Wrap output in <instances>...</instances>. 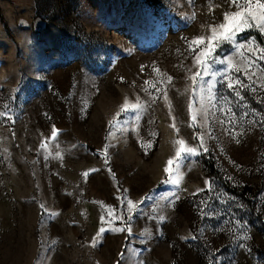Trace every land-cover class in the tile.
I'll list each match as a JSON object with an SVG mask.
<instances>
[{"label":"rangeland","instance_id":"rangeland-1","mask_svg":"<svg viewBox=\"0 0 264 264\" xmlns=\"http://www.w3.org/2000/svg\"><path fill=\"white\" fill-rule=\"evenodd\" d=\"M226 11H235L227 0H0V105L14 120L0 123V264H264V126L245 119L236 143L213 125L218 139L185 161L179 187L164 182L173 141L199 143L188 127V41ZM216 54L241 59L226 43ZM146 81L167 90L171 115ZM244 95L237 113H264ZM125 98L148 103L112 129ZM205 180L213 191L194 196ZM128 200L139 208L131 220ZM109 208L131 235L112 230L124 222L107 223ZM234 219L249 239L232 234Z\"/></svg>","mask_w":264,"mask_h":264},{"label":"snow or ice","instance_id":"snow-or-ice-1","mask_svg":"<svg viewBox=\"0 0 264 264\" xmlns=\"http://www.w3.org/2000/svg\"><path fill=\"white\" fill-rule=\"evenodd\" d=\"M194 0H189L193 3ZM230 8H235V11H226L223 14V22L216 25H209L210 34L208 36H197L188 41V51L192 54L193 67L196 68L195 72L191 69L188 71L191 75L188 79L191 81L189 88L185 89V93H190L188 96L187 111L190 116L189 128L197 129L199 132H194L193 139L199 141L196 146H190L184 139H175L173 145L175 148L174 155L169 158L164 167L166 174L165 183H171L179 187L183 178V169L186 167L185 161L191 163L188 159L191 156H196L201 153L209 152L207 147V140H216L218 137L215 134L213 125H219L224 135L229 136L231 139L239 143L238 136L243 135V128L240 127L242 121L247 119L249 125L257 123L264 126V113L258 112L256 109L249 111H242L237 113L233 109V103L237 106L247 108L248 105L242 104L246 97L244 93H249L254 96L258 103H264L258 92L264 93V47L259 46L255 38L252 37L246 42H238V35L249 29H255L261 35H264V0H227ZM193 19L195 14H193ZM230 45L235 53L241 58L236 61L232 56L221 59L216 53L217 49L223 44ZM248 53V55H245ZM222 65L220 69H216L214 65ZM153 71L159 73L158 69ZM172 77L167 78V83H170ZM145 84H150L151 87L156 88V92L163 91L162 99L168 106L169 115L172 113V104L168 99L166 89L157 88L155 84L146 81ZM222 86L229 95H224L217 91V86ZM147 91V88L144 89ZM151 103H155L156 96L149 93ZM230 97H234L233 101ZM148 101H141L137 98L135 103H130L125 98L124 103L120 106L119 111L115 114L112 120L109 121V127L115 129L120 124L119 117L127 115L128 113H136V119L139 120V112L143 111ZM11 108L9 104L4 103L0 105V123H14L11 115ZM217 112L220 116H217ZM173 122L170 127L179 133L175 123V117L172 118ZM239 129V130H238ZM121 130H123L121 128ZM112 133L110 132V135ZM58 132L53 128L52 134L47 138V141L55 140ZM207 138V139H206ZM47 141H42L40 144L41 149H47ZM223 149H221L222 151ZM57 152V157H59ZM45 159L48 156L45 155ZM87 176L88 173H83ZM231 179V177H229ZM213 191L212 182L205 180V187L197 189L193 195H198L201 192L211 193ZM145 199H150L146 197ZM166 199V198H165ZM176 199H179L176 196ZM141 201L140 203H142ZM171 203V202H169ZM206 201H200L201 205L206 206ZM41 208L45 206L40 205ZM128 219L131 220L135 211H139L137 205L131 201H127ZM155 211L156 209H152ZM203 213V208L201 209ZM205 215L212 216L215 213H204ZM108 220L107 223L111 224L115 220L124 222V217L114 215L113 210H107ZM161 221L165 219L163 215L158 217ZM104 219V217H102ZM235 230L232 234L235 236L236 231L240 232V239L246 240L250 237L243 231L246 222L240 220H233ZM112 230L117 232H127L132 234V226L130 223L124 222L123 227H116ZM105 231L104 228L99 230L98 236ZM145 233H141L144 235ZM196 239L195 236L192 237ZM95 239L93 246H95ZM242 246V245H241Z\"/></svg>","mask_w":264,"mask_h":264},{"label":"trees","instance_id":"trees-1","mask_svg":"<svg viewBox=\"0 0 264 264\" xmlns=\"http://www.w3.org/2000/svg\"><path fill=\"white\" fill-rule=\"evenodd\" d=\"M249 36L254 37L256 41H258L259 43H261L262 45H264V36L261 35L259 32H257V31H251V32L246 33L244 35V37H249ZM205 165H206V167H207V169L209 171L214 172V168H213L212 164H210V161H208V160L205 161ZM249 207H250L249 209L252 210L253 205H249ZM256 230L259 233H264V226L256 227Z\"/></svg>","mask_w":264,"mask_h":264}]
</instances>
